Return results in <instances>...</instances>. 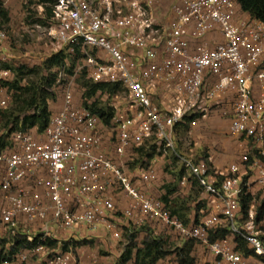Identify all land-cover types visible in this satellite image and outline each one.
<instances>
[{
    "label": "built area",
    "instance_id": "obj_1",
    "mask_svg": "<svg viewBox=\"0 0 264 264\" xmlns=\"http://www.w3.org/2000/svg\"><path fill=\"white\" fill-rule=\"evenodd\" d=\"M22 1L40 13L51 7L49 35L59 49L73 55L78 47L77 70L122 92L106 96L113 118L104 125L69 89L44 132H15L12 147L0 150L1 235L38 241L0 264H106L76 243L124 238L119 259L133 231L152 222L194 240L209 264H264V217L256 221L264 198V21L240 11L238 0H175L167 22L157 14L161 0ZM7 40L0 18V45ZM11 75L0 70V80ZM6 107L0 99V110ZM215 112L258 158L244 155L220 170L176 152L186 117ZM147 141L162 157L176 155L200 185L209 212L198 223L184 224L154 194L155 159L129 170L131 151ZM120 194L129 198L125 208L116 203ZM243 196L252 198L245 220ZM223 229L229 235L212 241Z\"/></svg>",
    "mask_w": 264,
    "mask_h": 264
},
{
    "label": "trees",
    "instance_id": "obj_2",
    "mask_svg": "<svg viewBox=\"0 0 264 264\" xmlns=\"http://www.w3.org/2000/svg\"><path fill=\"white\" fill-rule=\"evenodd\" d=\"M237 3L240 11H244L250 14L252 17L264 21V0H238ZM43 9V12L40 13L37 9H32L30 7L24 6V11L29 15L27 18L31 17L32 15L38 17V19H36L34 23L38 25H45L48 21H51L53 17V11L51 7H49L48 5H44ZM0 18L1 23L2 21H10V14L4 7L2 1H0ZM81 59V51L78 47L76 48L73 55L67 53L66 49H59L55 54L45 59L40 65H36L31 68L22 65L12 70L4 68L6 70H9L12 75L8 79L0 80V84H2V87H7L8 90H11L13 92V103L10 109H7L8 107H6L5 109L0 110V150H5L8 147H12V135L15 132H44V130L50 123L52 115L54 114L53 109L51 110L50 101H53L55 99V93L52 91V89L55 87V85L61 82L60 73H64L66 71L71 75L73 73V70H76V68L80 66ZM260 69H264V65H262ZM23 82H27V84L23 85ZM80 82L83 87L82 105L89 108L92 113L97 114L104 125H110L113 118V109L109 106V99H107L106 96L122 92V88L119 85L93 83L87 78V72L85 69L82 71ZM100 97L102 101L108 103V107L100 108L98 104L95 103V98L100 99ZM220 117L222 119L226 118L221 115ZM201 119L203 118H201L200 115L186 117L185 122L181 126H178L177 130L180 131L184 129V131L188 133L191 130L190 128L192 123L196 120ZM133 152L135 155H133L134 161L131 163L129 170H133L137 166H148L154 159L163 155V152H157V145L153 141H147L145 145L139 148H134L131 153ZM176 152L182 155L177 146ZM136 153L139 155V159H137ZM167 153H169L170 155H165L166 161H171L172 165L174 161L180 162V159L176 157V155L172 154L171 152ZM209 157L210 156L208 153L199 152L195 162L199 163L200 161H204L205 163L214 166L212 163H210ZM250 160L253 161V157H251ZM183 172L184 171L181 170L179 175H176V181L172 182L173 185H165L167 189L166 195L157 196L164 203L165 207L170 210L171 214L178 217L182 222H184V224H196L199 222V220L195 219L196 213H194V219H188V213L184 214L185 212H179L180 210H174L169 206V196L177 192L178 183L180 178H182L183 176ZM193 187H197L199 189V195L197 196V198L200 196L198 201L199 203L196 202V197L191 200L196 202V204L198 203V205L201 203L203 206H205V213L209 212L207 211V202L203 200L201 194L202 189L197 181L193 182ZM251 199L252 198L250 196H243L241 200L243 220L247 219L249 216ZM201 208L198 206L196 210H200ZM202 209L200 210V213ZM263 217L264 198L262 199L260 206L257 209L256 221H261ZM127 223L130 224V221H128ZM142 227H152L154 228V230L150 229L152 233L146 234L145 240L141 245L138 246V244L136 243L137 229H135L131 234L130 243L127 245L125 252L116 261L115 264H158L159 261L165 258V254L162 251L164 245L163 241L159 240L156 237L160 236L158 234V231L161 230L162 226L158 222H152L147 223ZM228 235L229 231L227 229H223L218 231L216 234L211 235V240L214 241L223 239ZM88 240L80 241L76 243V246H82L86 242H88ZM186 241H193L196 245H198L194 240ZM37 242V240H34L33 242L28 241L25 234H19L16 238L9 239L5 236H2L0 232V261L4 259H14L15 256L18 255L21 251L29 249L30 247L36 245ZM238 243V250L245 256H249L252 251L247 248L246 244L243 241H238ZM48 244L55 245L53 241H48ZM65 248L66 246H64V249ZM192 248H194L193 245L190 248V252L192 251ZM194 262L195 261L192 258L191 263L193 264Z\"/></svg>",
    "mask_w": 264,
    "mask_h": 264
},
{
    "label": "rangeland",
    "instance_id": "obj_3",
    "mask_svg": "<svg viewBox=\"0 0 264 264\" xmlns=\"http://www.w3.org/2000/svg\"><path fill=\"white\" fill-rule=\"evenodd\" d=\"M4 4V7L8 10L10 14V21L4 22V25L7 33H8V40L3 44L0 45V70L7 68V69H15L22 65L33 67L36 65H40L43 63L45 59L50 57L51 55L55 54L59 50V46L57 41L54 40L50 35V27L52 25L51 21H48L45 25H38L34 24L37 16L32 15L31 17L27 18L29 15L24 11V5L22 0H0ZM175 0H161L160 6L162 7L163 11L169 9ZM79 65V64H78ZM81 65V63H80ZM73 70V73L70 75L66 71L60 73L61 82L52 89L55 93V99L51 102V107L54 110V113H57L63 104V99L65 92L69 89L73 92L76 104H82V95H83V87L81 85V75L83 70ZM27 82H23V85H26ZM0 99H8V108L12 107L13 103V92L8 90L7 87H2L0 84ZM95 103L98 104L100 108L108 107V103L104 102L98 98H95ZM6 109V110H7ZM4 110V111H6ZM214 118H221L218 112L212 114L208 119ZM222 119V118H221ZM207 120V119H206ZM208 121V120H207ZM0 125H1V114H0ZM204 125V124H203ZM195 131V130H193ZM190 130V132L186 133L184 129L178 131L177 133V146L181 149H186V153L190 154L189 149L195 148L198 149V152L194 156L195 158L198 157L199 152L208 153L209 151L214 152L219 151L218 147L212 146L211 143L206 139V136L201 137L197 136L195 132ZM212 147H215L212 149ZM137 159H139V155L136 153ZM170 155L169 153L166 156ZM160 157V156H159ZM165 158V157H164ZM137 161V160H136ZM179 162L174 161L173 165L169 167L166 163L164 167V171L168 172L169 174L175 175L177 172L180 173L181 165L175 166ZM175 165V166H174ZM130 168V167H129ZM175 172V173H174ZM176 174V175H177ZM173 185L172 182H166L164 186ZM156 186V185H155ZM162 187V186H161ZM161 191V188H154V194L160 196L158 192ZM199 195V189L196 187L192 190L189 194L188 198L181 196H177L178 199L181 201H185L189 199L190 201L193 198H197ZM200 197V196H199ZM199 197L197 201H199ZM1 194H0V202H1ZM192 199V200H191ZM193 201L190 203L192 204ZM199 203V202H198ZM198 206L203 210L206 211L205 206L201 203ZM200 209V210H201ZM200 210H196V220H199L203 214L200 213ZM188 213L189 207L186 206L184 210ZM199 211V212H198ZM180 212H183V209H180ZM184 213V214H187ZM188 217V216H187ZM150 229L154 228H146L140 227L136 230V243L139 245L146 238V234L152 233ZM158 231V230H157ZM160 236H156L159 240L163 241V248L162 251L165 254V258L159 261L158 264H192V258L195 261L193 264H209V254L204 251L202 248V261L197 257V248L199 245H196L193 241H186L182 237H180L177 233L174 232L173 229L163 228L158 231ZM154 236V235H153ZM126 245V239H122V241L115 242L112 241L107 235L101 234L99 238H93L88 240L84 245H82L88 253L94 251L95 253L99 254L103 261L106 264H115L118 260L117 257L119 254L122 253V249ZM192 251L190 252V248ZM1 249V246H0ZM196 258H194L193 257Z\"/></svg>",
    "mask_w": 264,
    "mask_h": 264
},
{
    "label": "crops",
    "instance_id": "obj_4",
    "mask_svg": "<svg viewBox=\"0 0 264 264\" xmlns=\"http://www.w3.org/2000/svg\"><path fill=\"white\" fill-rule=\"evenodd\" d=\"M160 3L158 5L159 9H157V14H160L162 16L163 19L159 16L161 20H164L167 22V20H169L168 16H170V13H169L170 8L167 9L166 11H163L162 7L160 6ZM51 110H52V107H51ZM206 119L196 120L195 122L192 123L190 129L191 131L195 130L193 132H195L197 136H201V137L206 136V139L211 143L212 146L217 145L216 147L220 149L217 152H214V150H212V152L209 151L210 163H212L214 167L220 170L224 169L229 164L240 160L241 157H243L244 155H248L250 158L253 157L254 160L258 157L257 153L254 150L255 148L250 144V142L247 139H245L244 137L231 135L229 119L227 118L225 119L206 118ZM177 147H178V150L181 151L182 155L184 156H191V155L195 156L196 153L198 152V149L190 148L189 149L190 154L189 153L187 154L186 149L184 150V149L179 148V146ZM214 148L215 147H212V149ZM166 163L169 165V167L172 166V163L169 164V160L166 161V159L162 156L157 157L155 159V165L157 169V178H156V183H155L156 186L154 185V188H156V192H157V188L159 187L161 188V191L158 192L160 196L166 195L167 193L166 186L163 187V185L166 182L169 183V182L176 181L177 172L176 173L174 172L175 175L173 174L171 175L168 172L164 171V167ZM179 165H181V167L179 168L180 171L182 170L184 172L182 173L183 175L182 178H180L179 180L177 192L169 196V200H170L169 206L172 209L177 210V211L180 209H183V212H185L184 210L186 209V206H188L189 207L188 219H194V216H195L194 213L196 212V208H195L196 202L193 201V203L190 204L192 201H190L189 199H186L185 201H181L180 199H178L177 196L179 195L182 198L184 197L188 198L189 194L194 189L193 182L195 180L184 169L183 163L181 161L176 166L175 165L174 166L175 168H177V166ZM177 175H179V173ZM184 178H186L187 183L185 185H182L181 182ZM116 203L118 207L125 208L129 204V198L126 197L124 194L117 195ZM196 253H197V257L201 259L202 261V258H201L202 249L200 246L197 248Z\"/></svg>",
    "mask_w": 264,
    "mask_h": 264
}]
</instances>
